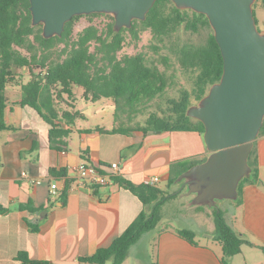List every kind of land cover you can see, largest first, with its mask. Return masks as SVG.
<instances>
[{"label": "crops", "instance_id": "0c3cea01", "mask_svg": "<svg viewBox=\"0 0 264 264\" xmlns=\"http://www.w3.org/2000/svg\"><path fill=\"white\" fill-rule=\"evenodd\" d=\"M6 93V120L16 129L0 132L3 160L0 193L1 203L7 208L0 214V264H21L17 259L21 251L27 252L31 259L49 260L53 264H88L81 258L110 246L141 213L144 209L141 200L112 176L105 185L82 181L75 169L80 162L100 165L107 173L111 172L110 164L118 162L120 170L113 172L115 176L135 184L156 177L157 185L164 184L162 188H166L169 178L180 169L179 162L206 159L210 154L199 131L100 133L86 130L113 127H77L75 123L61 148H54L49 123L37 109L20 103L21 86L9 85ZM108 103L113 100L108 99ZM35 144V151L29 153ZM249 163L253 171L250 180L242 185L240 200H234L223 211L235 231L245 235L254 244L252 247L261 248L264 247V130L254 141ZM50 168L66 169V175L54 176ZM52 189L57 193H52ZM186 190L183 188L182 193ZM182 193L163 205L159 225L131 246L128 259L132 264H223L221 246L214 239V212L211 220L215 230L211 233L203 229L201 220L182 213L173 214L178 226L163 225V214H169L166 206L171 201H187L194 206L193 196ZM31 224L38 229L32 230ZM177 228L191 229L196 235L204 230L202 236L205 234L207 240L192 244L175 233Z\"/></svg>", "mask_w": 264, "mask_h": 264}, {"label": "trees", "instance_id": "16d2710c", "mask_svg": "<svg viewBox=\"0 0 264 264\" xmlns=\"http://www.w3.org/2000/svg\"><path fill=\"white\" fill-rule=\"evenodd\" d=\"M256 1L264 4V0ZM30 5V0H0V132L16 129L6 120V90L9 85H18L22 90L20 103L39 111L50 125L51 146L61 148L65 137L73 130L71 125L77 118H83L84 114L80 110L75 111L73 104L72 110L60 112L57 104L65 99V95L74 96L73 87L78 85L85 89L86 99H112L115 105L113 128L97 126L87 129L86 132L130 134L133 131L147 133L151 130H194L204 134V124L189 117L187 110L193 105L192 98L196 103L200 101L223 74L224 59L214 32H211L202 44H177L176 59L183 70L195 73L194 87L192 91L183 90L178 98H169L168 113L152 112L144 124L136 121L137 126H131L128 121H133L134 116L142 111L141 105L165 93L169 77L156 62L149 61L145 52H121L127 41L126 33L130 34L132 39L139 40L142 32L150 31L155 38L162 40L172 36L182 25L194 31L200 26L211 27L205 14L190 9L181 10L172 0H157L147 18L135 19L131 28L124 27L116 32L114 23H110L104 30L95 24H89L75 32L76 21L84 16L94 18L105 15L115 21L112 14L92 13L74 16L66 24L62 36L45 38L43 24H32ZM163 61L169 66L167 57ZM14 68H27L31 79L24 83L22 76L15 73ZM263 130L264 125L261 132ZM35 149L36 144L29 153ZM205 160L179 162L177 165L180 169L169 178L166 188L157 184H135L113 175L115 182L129 189L141 200L144 209L110 246L99 248L92 255L81 258V261L88 264H106L109 261L112 264H123L131 246L146 232L159 225L163 205L182 193V190H171L176 184V179L193 165ZM2 166L0 155V171ZM50 173L63 176L66 175V169L50 168ZM253 176L255 180L258 179L256 173ZM249 180V177H245L240 182L239 198L236 201L240 200L242 185ZM64 196L66 192L62 195L63 200ZM6 211L7 208L1 203L0 193V214ZM214 220V239L221 246L220 258L223 264H227V258L240 254L244 246L254 245L245 235L235 231L228 224L222 209L214 208ZM30 226L32 230L38 229L37 225ZM175 233L192 244H198L196 233L191 229L177 228ZM17 259L21 264H53L49 260L31 259L25 251L19 252Z\"/></svg>", "mask_w": 264, "mask_h": 264}, {"label": "water", "instance_id": "95a60500", "mask_svg": "<svg viewBox=\"0 0 264 264\" xmlns=\"http://www.w3.org/2000/svg\"><path fill=\"white\" fill-rule=\"evenodd\" d=\"M157 0H30L32 24H43V36H62L78 15L114 16V30L145 20ZM209 19L224 59L221 79L187 110L200 120L209 156L183 172L176 184L191 204L218 208L221 200H237L239 185L253 171L249 157L264 125V32L254 13L256 0H172ZM159 132V131H158ZM179 190V191H180Z\"/></svg>", "mask_w": 264, "mask_h": 264}, {"label": "rangeland", "instance_id": "374dc122", "mask_svg": "<svg viewBox=\"0 0 264 264\" xmlns=\"http://www.w3.org/2000/svg\"><path fill=\"white\" fill-rule=\"evenodd\" d=\"M253 7L258 21V28L260 31L264 32V4L261 1H256ZM110 23H114V20L109 16L103 15L94 18L84 16L76 21L74 28L75 32H78L89 24H95L99 26L101 30H104ZM211 32H213L212 27L207 25L200 26L197 31L187 29L185 25H182L172 36L166 37L162 40L155 38L150 31L142 32L139 40L132 39L130 34L126 33L127 41L121 53L134 54L140 51L145 52L149 61L156 62L162 70L166 71L169 77V85L165 93L152 101L141 105L140 107L142 111L134 116L133 121H128V124L131 126H137V122L139 124H144L145 120L152 112H157L159 114L168 113L170 107V104L168 103L169 98H178L183 90L192 91L194 87L195 73L183 70L180 67L175 56V48L177 44L183 43L202 44L207 40ZM165 57L169 59V66L163 61ZM14 71L22 76L21 79L23 82L31 79L27 68H14ZM73 91V98L65 95V99L59 102L57 107L59 111L62 112L65 108H71V105L75 104V110H80L85 113L87 118L79 117L76 119L75 125L77 127H93L95 125L106 126L109 128L114 127V101L112 104H109L108 99L106 98L96 101L91 99L88 100L84 95L85 89L78 85L73 87ZM192 103H196L194 98H192ZM161 186L165 187L164 184H161ZM178 188L179 186H173L171 187V190L174 191ZM233 201L234 200H221L219 201L218 208L223 210ZM181 202H183V206ZM167 206L166 208H169L170 210L168 215L166 213L163 214L165 222L163 223L164 226H178L173 214L179 215V213H182L187 216H192L197 220H201L204 226L203 229H205L207 233H211V231L215 230L213 224L214 221L212 222L211 218H213L214 208L216 207L190 206L187 201H171ZM205 231L203 230V232ZM203 232L201 231L196 235L197 241L200 240L205 242L207 240L204 237L205 234L202 236ZM244 248L245 250L240 254L227 258V264H264V248H256L252 246H244L243 249ZM126 259V262H123L124 264H132L131 259H128V257ZM107 264L112 263L109 261Z\"/></svg>", "mask_w": 264, "mask_h": 264}, {"label": "built area", "instance_id": "2783aa9c", "mask_svg": "<svg viewBox=\"0 0 264 264\" xmlns=\"http://www.w3.org/2000/svg\"><path fill=\"white\" fill-rule=\"evenodd\" d=\"M100 165H95L92 163L87 162H80L76 167V171L80 177V179L84 182L94 184V185H105L109 182V179L111 176L115 175L113 172H117L120 170V165L118 162H112L109 166V169L111 170L110 173L104 172L101 170ZM23 175H27L25 172ZM159 182V178L153 177V178H147L146 182L147 184H157ZM52 193L56 194V189L51 190Z\"/></svg>", "mask_w": 264, "mask_h": 264}]
</instances>
